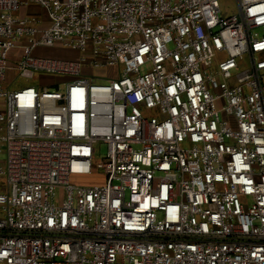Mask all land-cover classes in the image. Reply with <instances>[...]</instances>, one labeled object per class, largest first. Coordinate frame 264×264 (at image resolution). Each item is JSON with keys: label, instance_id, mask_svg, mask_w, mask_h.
Returning <instances> with one entry per match:
<instances>
[{"label": "built area", "instance_id": "obj_1", "mask_svg": "<svg viewBox=\"0 0 264 264\" xmlns=\"http://www.w3.org/2000/svg\"><path fill=\"white\" fill-rule=\"evenodd\" d=\"M236 1L0 0V264H264V0Z\"/></svg>", "mask_w": 264, "mask_h": 264}, {"label": "rangeland", "instance_id": "obj_2", "mask_svg": "<svg viewBox=\"0 0 264 264\" xmlns=\"http://www.w3.org/2000/svg\"><path fill=\"white\" fill-rule=\"evenodd\" d=\"M219 4L221 7V14L225 17H230L233 15H238V4L236 0H219ZM20 15L22 17H26L28 15H39L43 16L45 18V14L43 11H30L28 9H21ZM15 16H19V13H16ZM39 56L41 57H46V58H56L60 60H78L80 57V54L76 51L70 50L63 48L61 46H57L56 48H51V49H44V50H38L36 52ZM20 56L19 51H13L11 53L10 59L11 62L14 63L16 59H18ZM96 77L102 78L101 80L95 81V84L98 85H106L108 84L112 79L116 78L117 73L115 68H107L104 70H99V71H94L93 72ZM10 76H13V74H10ZM36 80L38 79V76L35 78ZM19 83L21 86H26L29 85V83L26 80L19 79ZM17 87H14L12 89H16ZM107 153V146L103 143H99L97 145V154L95 155L93 161L94 164H99L102 163V161L105 159ZM0 159H5V155H1ZM97 173V172H96ZM102 179L98 177H90L87 179H82V181L86 184L89 185H94V184H101L99 183ZM77 183H79L77 181Z\"/></svg>", "mask_w": 264, "mask_h": 264}, {"label": "crops", "instance_id": "obj_3", "mask_svg": "<svg viewBox=\"0 0 264 264\" xmlns=\"http://www.w3.org/2000/svg\"><path fill=\"white\" fill-rule=\"evenodd\" d=\"M30 11H34V10H38V11H41L40 9H38V8H31V9H29Z\"/></svg>", "mask_w": 264, "mask_h": 264}]
</instances>
